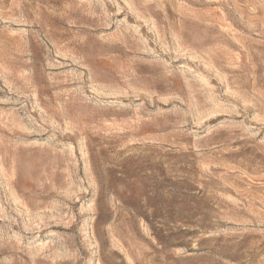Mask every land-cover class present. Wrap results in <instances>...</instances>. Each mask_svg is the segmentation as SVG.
<instances>
[{"label": "rangeland", "instance_id": "374dc122", "mask_svg": "<svg viewBox=\"0 0 264 264\" xmlns=\"http://www.w3.org/2000/svg\"><path fill=\"white\" fill-rule=\"evenodd\" d=\"M0 264H264V0H0Z\"/></svg>", "mask_w": 264, "mask_h": 264}]
</instances>
